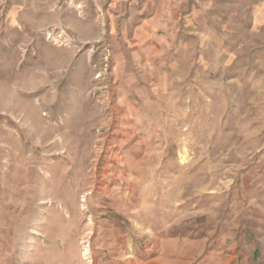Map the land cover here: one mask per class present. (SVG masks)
<instances>
[{"label": "rangeland", "instance_id": "1", "mask_svg": "<svg viewBox=\"0 0 264 264\" xmlns=\"http://www.w3.org/2000/svg\"><path fill=\"white\" fill-rule=\"evenodd\" d=\"M0 264H264V0H0Z\"/></svg>", "mask_w": 264, "mask_h": 264}]
</instances>
